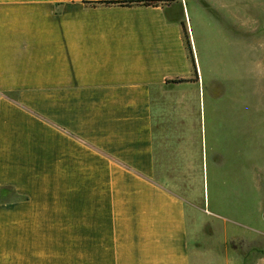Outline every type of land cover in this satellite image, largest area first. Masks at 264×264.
<instances>
[{"label":"crops","instance_id":"0c3cea01","mask_svg":"<svg viewBox=\"0 0 264 264\" xmlns=\"http://www.w3.org/2000/svg\"><path fill=\"white\" fill-rule=\"evenodd\" d=\"M102 1L0 0V264H228L174 188L216 98L199 0Z\"/></svg>","mask_w":264,"mask_h":264},{"label":"rangeland","instance_id":"374dc122","mask_svg":"<svg viewBox=\"0 0 264 264\" xmlns=\"http://www.w3.org/2000/svg\"><path fill=\"white\" fill-rule=\"evenodd\" d=\"M195 11L209 38L197 40L203 76L215 80L216 98L201 101L195 163L183 177L179 168L174 188L211 250L223 249L228 264H264V0H199ZM186 127L170 130L172 146ZM13 196L0 190V199Z\"/></svg>","mask_w":264,"mask_h":264},{"label":"trees","instance_id":"16d2710c","mask_svg":"<svg viewBox=\"0 0 264 264\" xmlns=\"http://www.w3.org/2000/svg\"><path fill=\"white\" fill-rule=\"evenodd\" d=\"M157 1H160V0H108V1H102L104 3H117V4H120V5H130V4H133V3H144V4H153V3H156ZM191 61H192V64H193V67L194 66V60L191 56ZM171 81H182V80H171ZM4 189V188H2ZM8 190H11V188H7Z\"/></svg>","mask_w":264,"mask_h":264}]
</instances>
